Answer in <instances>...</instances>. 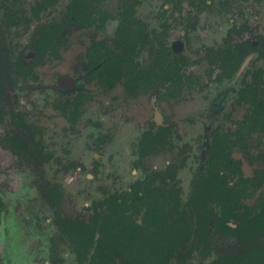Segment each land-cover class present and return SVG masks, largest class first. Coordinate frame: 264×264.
I'll return each instance as SVG.
<instances>
[{
	"label": "rangeland",
	"instance_id": "rangeland-1",
	"mask_svg": "<svg viewBox=\"0 0 264 264\" xmlns=\"http://www.w3.org/2000/svg\"><path fill=\"white\" fill-rule=\"evenodd\" d=\"M75 6L0 0V264H81L67 222L89 223L112 197L125 205L115 227L182 224L175 230L186 229L185 244L169 264H264L259 192L240 183L225 198L213 194L203 212L194 205L211 182L213 131L236 130L248 114L250 104L237 103L241 90L262 84L264 95V47L251 49L264 43V0H101L95 16L108 15L103 27L71 25L60 58L43 49L36 80L16 76L15 60L34 59L36 42ZM94 41L122 54L123 72L113 79L106 71L86 87L91 97L71 126L56 108L66 94L57 80L84 75ZM227 48L238 68L224 59ZM18 106L33 132L20 144L9 136ZM263 150L264 134L250 140L248 154L235 151L249 163L247 175L264 171Z\"/></svg>",
	"mask_w": 264,
	"mask_h": 264
},
{
	"label": "flooded vegetation",
	"instance_id": "flooded-vegetation-1",
	"mask_svg": "<svg viewBox=\"0 0 264 264\" xmlns=\"http://www.w3.org/2000/svg\"><path fill=\"white\" fill-rule=\"evenodd\" d=\"M13 3L17 0H11ZM7 2V0H6ZM100 2L101 0H74V4L76 6L74 8H70L71 11L67 13V16H71L72 19H75L74 14H78L80 18L83 19L84 23H68L67 27L62 30V35L66 38V43L63 45L62 48H64L70 37V32H68L71 25L79 24L81 27H86L89 24L92 23V25L95 23L94 21L97 20V16L95 14L100 10ZM43 7V6H42ZM128 10L130 14H133L132 7H129ZM73 14V15H72ZM101 14V13H100ZM38 16V13H37ZM106 18L105 13L102 14L101 18ZM132 18V17H131ZM131 18H128L130 21ZM100 19V18H99ZM98 19V20H99ZM105 19V21H106ZM90 21L86 23V21ZM96 24V23H95ZM69 27V28H68ZM100 44L103 43L104 45L107 43H104L103 41H94L92 46L87 50L86 52V59H87V65L86 68H84V75L80 73V75L76 79H71L68 77H60L57 80V85L60 87V91H64L66 94L63 95L64 99L62 103L58 106H56L57 110L59 111L60 115L69 122H71V126H74L75 121V115L80 110V107L85 104V102L90 99V94L86 90V87L94 81V79H100L102 76L106 73H108L109 78H117L122 72V64L124 60L122 59L119 62V67H116L117 73L115 75L110 73V70L108 69V66H105L104 70L97 69L100 67V65L91 68V62L88 58L90 53L94 56L95 60L98 61L101 56L102 52H105L104 49L102 51L100 50H93L94 44ZM106 48L107 44L105 45ZM264 47V43L261 42L253 43L251 49L254 50H260L262 51V48ZM235 49L238 51L241 49L239 45L235 47ZM111 50V49H110ZM233 49L227 48L225 52L224 59L226 61L232 60V62L236 65L235 68L239 67L240 61L238 62L239 58L238 55H235L232 51ZM240 51V50H239ZM238 51V52H239ZM259 51V52H260ZM113 53L114 58L122 57L121 53H115V51L111 50ZM117 52V51H116ZM246 51H242V54H240L242 57L246 55ZM5 55L9 53L8 51H3ZM32 56V55H31ZM43 59V58H42ZM1 62V61H0ZM43 61H36L35 59L30 60L29 62L26 61V59L19 57L17 60H15L13 66H14V74L16 76H21L24 78V81L27 82V80H36V67L42 64ZM115 62V61H113ZM112 63V62H111ZM24 65V68L19 69V65ZM100 64V63H99ZM26 67V68H25ZM113 66H111L112 68ZM33 78V79H31ZM259 83L261 81V78L259 79ZM84 81V83L81 85H78V83ZM260 83V84H261ZM109 84L114 86V81H111ZM233 84V83H232ZM261 86H247L246 89L241 90L238 97V104H243L245 101H247L250 104V109L248 114L245 116L244 119H242L240 122L237 121V129L236 130H226L223 131V133H219L218 131H213L212 139L213 143L209 147V155L207 158V165L209 167V177H210V184L207 186H201L196 191V198H195V206L198 208L199 212L205 211L206 207L208 208V204L210 200L212 199L211 196L214 194L215 197H223L232 191L233 189H236V187L242 183L245 185V188H251L254 192H259L258 202L256 204L259 205L261 208V215L260 220L264 222V192L262 193L261 187L264 185V171L257 170L253 172L250 175H247L246 168L247 165H249L248 162H246L243 158L235 156V151L237 149H242V151H245L248 154V149L250 145V140L254 138L255 136H260L264 134V95H258V90L261 89ZM259 87V88H258ZM58 88V87H57ZM64 88V89H63ZM127 89L130 91L131 89V83L130 80H128ZM225 90H229V87H226ZM225 95V99H226ZM80 102H79V101ZM78 101V103H77ZM79 105V107L77 106ZM59 107H63L65 109V113L62 112ZM3 106H0V118H2L4 112H2ZM30 114L25 110L24 107L18 106V109L16 110V113H11L9 115L10 121H11V127L14 129L10 132V138L20 144L25 138L28 136H33V132L30 130V127L27 122V115ZM77 119V118H76ZM221 149H225V156L224 158H217V153L220 152ZM259 163L264 164V150L259 153L258 155ZM247 164V165H246ZM238 178L239 182L232 183L233 180ZM202 192H206V198H202ZM202 203V207H200L199 203ZM206 217L205 220L209 224L210 215L209 210L206 211ZM212 221V220H211ZM259 224L258 222L256 223ZM214 263V262H213ZM211 264V263H208Z\"/></svg>",
	"mask_w": 264,
	"mask_h": 264
},
{
	"label": "trees",
	"instance_id": "trees-1",
	"mask_svg": "<svg viewBox=\"0 0 264 264\" xmlns=\"http://www.w3.org/2000/svg\"><path fill=\"white\" fill-rule=\"evenodd\" d=\"M73 15V14H72ZM75 19L71 16L60 22H53L46 30V35L36 42L39 46L38 55L34 57L36 61H40L44 56L43 49L50 56L60 58V50L66 43V38L62 35V30L68 23H84L83 19L74 14ZM106 18H100L98 21L99 28L103 27ZM127 22L130 23L129 20ZM127 29V27H126ZM125 29L127 33V30ZM129 33V32H128ZM36 46V45H35ZM105 50L102 52L101 58L96 61L92 53L88 56L91 62V68L98 65L97 71L104 70L108 66L110 73H117L119 62L124 57L114 58L110 49L106 48L103 43L94 44L93 50ZM131 50V49H130ZM32 54V53H31ZM115 61V62H113ZM112 62V63H111ZM100 63V64H99ZM111 66H113L111 68ZM19 69L24 65H19ZM26 68V67H25ZM79 101V100H78ZM77 101V103H78ZM80 102V101H79ZM79 107V105H77ZM59 109L65 113L63 107ZM225 149H221L217 153V158H224ZM202 198L205 199L206 192H202ZM200 207L202 203L200 202ZM106 206L101 213L90 217L89 223L80 220L67 222L70 235L79 248V259L81 264L88 258L90 264H169L171 259L178 255L181 247L185 244L186 229L176 232L175 229H181L182 224L176 228L175 223H167L158 227L156 230L145 229L141 225L130 228L126 225L115 227L114 218L119 216L125 205L117 197H112L102 203ZM181 232H183L181 234ZM89 254L91 255L89 257ZM211 264H240L236 261L231 262H214Z\"/></svg>",
	"mask_w": 264,
	"mask_h": 264
}]
</instances>
